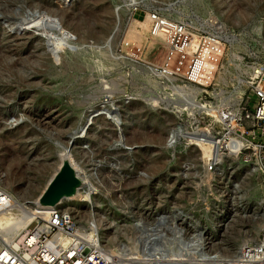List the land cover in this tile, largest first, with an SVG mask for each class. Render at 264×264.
Returning <instances> with one entry per match:
<instances>
[{
    "label": "rangeland",
    "instance_id": "374dc122",
    "mask_svg": "<svg viewBox=\"0 0 264 264\" xmlns=\"http://www.w3.org/2000/svg\"><path fill=\"white\" fill-rule=\"evenodd\" d=\"M150 9L188 20L200 44L210 32L224 38L213 97L199 95L204 106L176 90L189 84L181 58L151 32ZM262 60L264 0H0V197L44 207L67 163L77 195L69 189L54 207L76 216L81 237L96 227L114 264H157L140 234L162 214L165 229L181 228L175 242L162 236L180 261L217 264L244 242L264 241V172L217 154L211 132L229 106L214 91L233 92ZM0 243H8L1 234Z\"/></svg>",
    "mask_w": 264,
    "mask_h": 264
},
{
    "label": "built area",
    "instance_id": "2783aa9c",
    "mask_svg": "<svg viewBox=\"0 0 264 264\" xmlns=\"http://www.w3.org/2000/svg\"><path fill=\"white\" fill-rule=\"evenodd\" d=\"M149 13L151 32L155 29L160 31L165 37L164 43L168 53L181 58L182 73H178L184 75L188 82H196L203 86L200 78H205L210 85L215 70V61L222 54L224 47L222 35L210 32V35H206L203 39V44H200L201 37L204 36L198 35L195 32L197 28L185 18L167 16L157 9H150ZM215 32L221 31L218 29ZM192 33L198 35L195 46L191 44ZM209 37L221 44L217 49L209 51L210 57L207 58L213 64L207 71L201 60L200 51L208 42ZM250 65L251 70L243 78L245 85L243 84L242 99L234 113V120L238 126L245 127L244 134L242 131L237 132V129L229 123L222 126L216 121L211 126L214 136L222 139L221 145L216 150L217 154L241 157L244 162L264 172V60L253 61ZM168 74L173 76L172 70ZM247 89L250 94L245 99ZM206 93L208 92L204 89L203 95ZM250 102H253L252 108H249ZM221 110L226 111L227 107L224 106ZM207 124H210V121ZM218 156L215 155L210 161L207 159V169L216 167L220 160ZM169 216L163 214L145 223L140 234L144 246L143 253L145 257L159 260L158 264H193L180 261L177 255L170 256L173 252H179L175 247L165 252L162 236L172 235L170 239L175 242L177 235H182L181 228L176 224L165 229L164 221ZM78 224L79 220L72 213L58 207L49 208L46 217H35L23 229L21 238L0 249V264H110V256L101 244L98 229L95 227V231L90 232L91 236L88 238L79 237L76 236ZM66 235H71L72 239L65 243L62 238ZM259 241L242 243L232 256L219 258L217 264H263L264 241ZM210 259L214 258L210 257Z\"/></svg>",
    "mask_w": 264,
    "mask_h": 264
},
{
    "label": "bare ground",
    "instance_id": "6f19581e",
    "mask_svg": "<svg viewBox=\"0 0 264 264\" xmlns=\"http://www.w3.org/2000/svg\"><path fill=\"white\" fill-rule=\"evenodd\" d=\"M39 6L40 7L42 6L41 9L44 8L48 12L54 11L53 14H56V11L54 9L50 8V6L49 7L48 6H45V4H43V2ZM51 12H50L51 16L55 20H57V18H55V16ZM63 14H62V19H64L67 22L68 19H65ZM39 16L42 18V16H43L42 15V12L39 13ZM148 18H149V20L147 22L151 25L150 15H148ZM144 26H145V28H147V25L146 24H144ZM144 26H142V27H144ZM91 31L96 32V30H94L93 28H92ZM153 33L158 34V36L161 37L162 39L165 38L164 35L160 31H158L157 29H155L153 31ZM132 35H133V33L131 34V36ZM132 38H134V39H132ZM132 38H131V40H134V41L141 40V37H140L139 33L134 34L132 36ZM135 38H136V40H135ZM192 41H193V39H191V42ZM207 41L208 42L203 45V47H202V49L200 51V54L202 55V59L201 60L203 61L206 70L208 71L209 69H211V66L213 64V62L210 61L207 58V57H210L209 51L214 50V49H217L220 46L221 42H219V41H217V40H215L213 38H210V37L207 38ZM129 42H130V38H129V33H128V36H127V38H126V40L124 42L125 48L129 47L128 46L129 45ZM195 43H196V41H195ZM192 45L195 46V44H192ZM162 69L164 71L165 70H168L169 71V72L168 71H165V73H170V71H171V69L169 67H167V66H163ZM169 76H171V75H169ZM213 76H214V74H213ZM172 77H174V76H172ZM213 80H215V79H213ZM179 81H182V80H179ZM200 82H202L203 86L202 85H199V83H196V82H186V83H189V84L188 85H185V87H184V85L180 84L179 82H177V83L175 82L176 85H174V86H175L176 90H179L181 93H183L184 95H186L185 97H187L193 103L192 105H195L197 107H200V106H204V103H202L201 102V99H199V95L202 94V92H203L204 89H206L207 92L211 95V93H210L209 90H213V89L215 90V88H214L215 81L213 83L214 85L212 86V88H208L209 87L208 81H206L205 78H202V79L200 78ZM211 82L212 81H210V83ZM218 82H219V80H218ZM192 85H195L197 87H193ZM242 86H243V84L242 85L240 84V86L236 87V89L233 92H228L226 90L221 89L220 92L214 91V93H215V95H216V97L218 99H220V97H221V98H224V100L229 101V107L227 106V110L226 111L220 110V112H222L221 114H224V115H222L223 116L222 119H218L219 124L222 125V126H225L227 123H229L234 129H237V132L242 131L243 134H244L245 127H243L241 125L238 126L237 122L234 120V113H235L236 109H238V104H239L240 100L242 99V93L244 92V88ZM199 87H201V88H199ZM221 101H223V100H221ZM222 108L223 107H221V109ZM211 132H212L213 137L215 138V136L213 134L212 126H211ZM216 138H217L216 139L217 142L218 143H221L222 139L220 137H216ZM253 167L254 166H252V168ZM53 176H52L51 179H53ZM75 183H76V180H75L74 184ZM73 188H71L70 191L68 190L69 191L68 193H70V197H75L77 195V188H75V189H73ZM65 193H67V191L64 192V193H62L61 195H64ZM0 195H2V194H0ZM61 197L62 196H60L57 200H54V201H52V200H50V201L45 200V202L43 203L44 207H36V206L35 207H28V206H23L22 204H18L17 203V200L13 199L12 197H11V199H10L9 196L7 197V195H4V196L0 197V234L2 236L6 237V240L8 242L7 244H13L14 242H16L15 239L18 238L19 236H21V232L23 231V229L35 217H37V216L46 217L49 208L54 207V205L55 206H58L61 203ZM12 200H15V201L12 202ZM14 202H16V203L14 204ZM78 227H79V224H78ZM78 227H77V230H76V233H77L76 236L81 237L80 236L81 234L78 235V233H80V232H82L84 234V236H87L86 233H84L83 230L82 229L80 230ZM19 238H21V237H19ZM71 239H72L71 238V235H66V236H63V238H62V240L65 243L68 242V241H70ZM7 244H5V245L7 246ZM0 247H1V243H0ZM174 253L175 252H173L171 254H174ZM108 254H109L110 259H111V263L110 264H114L113 262L116 260L115 259V256L109 250H108ZM153 260H155V259H153ZM157 261L159 263V260H157Z\"/></svg>",
    "mask_w": 264,
    "mask_h": 264
},
{
    "label": "water",
    "instance_id": "95a60500",
    "mask_svg": "<svg viewBox=\"0 0 264 264\" xmlns=\"http://www.w3.org/2000/svg\"><path fill=\"white\" fill-rule=\"evenodd\" d=\"M75 180L76 177L71 167L65 163L49 183L46 191L44 192V199L52 201L57 200L62 193L71 189Z\"/></svg>",
    "mask_w": 264,
    "mask_h": 264
}]
</instances>
